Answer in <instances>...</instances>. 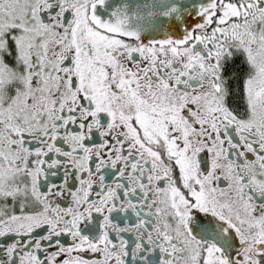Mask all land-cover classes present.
I'll return each instance as SVG.
<instances>
[{
	"label": "snow or ice",
	"instance_id": "6c2138e0",
	"mask_svg": "<svg viewBox=\"0 0 264 264\" xmlns=\"http://www.w3.org/2000/svg\"><path fill=\"white\" fill-rule=\"evenodd\" d=\"M0 264H264V0H0Z\"/></svg>",
	"mask_w": 264,
	"mask_h": 264
}]
</instances>
